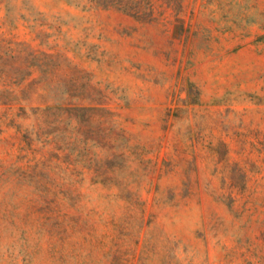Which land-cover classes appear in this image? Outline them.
Masks as SVG:
<instances>
[{
    "label": "rangeland",
    "instance_id": "1",
    "mask_svg": "<svg viewBox=\"0 0 264 264\" xmlns=\"http://www.w3.org/2000/svg\"><path fill=\"white\" fill-rule=\"evenodd\" d=\"M0 264H264V0H0Z\"/></svg>",
    "mask_w": 264,
    "mask_h": 264
}]
</instances>
